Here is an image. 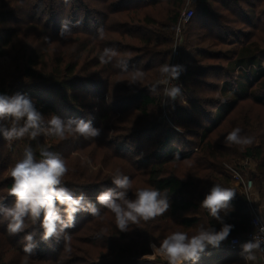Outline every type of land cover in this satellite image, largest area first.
<instances>
[{
    "label": "trees",
    "instance_id": "trees-1",
    "mask_svg": "<svg viewBox=\"0 0 264 264\" xmlns=\"http://www.w3.org/2000/svg\"><path fill=\"white\" fill-rule=\"evenodd\" d=\"M185 1L71 0L66 4L64 0H0V57L10 56L11 51L16 48L17 41L22 38L23 45L20 53L13 57L17 63V82H36L43 89L41 96L36 99L37 109L46 118L50 114H56L65 119L77 118L76 116L84 117L85 120L91 119L93 126L96 122H99L101 126L105 119L100 114L98 116L94 114L93 108L96 103L92 99L99 95L91 91L90 85H95L94 82H103L106 83V90H108V79L122 76V79L117 80L119 88L115 91L117 94L115 99L117 97L119 102L136 103V113H129L130 117L127 121H125V117H122L118 140L126 142L136 137L138 138L137 150H141L142 140L155 134L151 138H153L156 148L148 155L151 165L147 183L149 186L166 191L171 204L170 209L162 216L156 217L155 220L160 223V221L175 219L181 227L190 229L195 227L201 218H204L206 227L212 226L219 230L220 223L200 206V202L204 199L205 192L216 181L229 182L230 180L228 175L220 172L217 165L220 160L235 157L250 159L256 164L257 173L260 172V176L253 172L252 175L256 176L257 181L258 177L264 178L262 125L255 126L248 123L249 127L246 129L248 131L240 128L242 134L253 138V143L244 146L242 151L231 148L234 144L225 146L209 139L214 131L224 126L230 115L243 102L251 101L252 104L264 106V95H256L251 92L253 87L258 85L259 92H264V22H261L257 16L258 8L264 5V0L198 1L199 5L190 21L189 30H200L201 26H204L210 28V32L206 36L210 35L217 40L226 38V35L230 38H237L243 43L240 46L242 55L234 57L233 60L229 59L225 65L208 63L206 56L205 60L197 63L196 69L187 67L182 76V82L184 93L189 101L188 107L182 103V96H180L175 102L174 108L172 107L171 119L175 126L172 127L164 121L157 122V119L153 121L150 118V107L160 105L163 85H158L155 93L150 92L149 89L162 79L158 71L159 66L170 63L174 31ZM215 3H220L222 8L220 10L225 9L226 13L214 8ZM159 6H161V10L165 11V15L158 18L152 15L149 9ZM66 16L74 18V22L81 21L79 25L85 26V29H80L79 26L75 27L73 33L92 38L91 42L83 40L79 54L74 60L68 59V61L62 54H55V51H51L52 39L59 38L60 28L57 24ZM105 23H109V25L106 26ZM101 25L105 29L103 39L96 37L97 28ZM217 25H220L221 31H224L215 33ZM46 36L50 38L49 41H45L44 37ZM105 38H107L106 41ZM105 47L114 48L118 54H124L125 57L115 58L111 63L102 64L99 54ZM81 50L87 51L88 55L81 54ZM205 52L207 51L201 52L202 56H205ZM90 56H92L91 59H89ZM121 58L127 60L130 70L138 68L144 71L145 78L142 83L129 86L127 74L117 67V60ZM214 58L219 59L218 57ZM94 67L96 69L93 71ZM89 71L91 73H88ZM212 72H216V78L224 73L225 81L222 84L209 82L208 74ZM124 77L127 78V81L126 79L123 81ZM209 86L212 94L215 95L207 97L208 91H205L204 87ZM241 88L243 89L242 93L237 95V91ZM0 93L9 94L3 85H0ZM119 93L120 96H118ZM231 93L237 97L233 99L230 107L216 125L207 130V125L211 122L217 109L224 102L232 99L229 96ZM97 99L102 101V105H105L104 96H99ZM128 112L129 108L123 109L120 113L125 115ZM199 114H203V118L199 117ZM3 123L5 126H11L10 121ZM231 124L233 125V123ZM194 128H198V130L196 131ZM231 131L229 130V132ZM194 137L199 141L196 142ZM97 138L99 139V137ZM73 143L74 138L71 137L60 141L41 135L35 140L25 137L21 140L8 142L0 136V145L3 150L10 147L9 154L0 161V190H3V193L0 192V202L9 206L14 199L8 195L12 185L11 175L10 173L5 177L2 175L15 165V160L23 158L26 147L31 146L39 159L38 145L46 144L51 151L61 156L63 149ZM112 143L110 146L115 147V153L120 151V145L117 144L116 147ZM6 145L7 147H5ZM86 147L80 148L84 150ZM80 148L79 150H81ZM16 149L19 151L18 156H14ZM199 150L201 153L197 155L198 153L195 152ZM63 158L69 169L64 177L65 186L77 194L81 191L86 192L87 197L95 202L96 196L112 185V181H109L110 176L94 172L92 169L91 172L80 157H73L67 153ZM129 159L136 167L135 159L131 157ZM176 159H191L196 164L200 163L199 168L196 170L197 172L186 179L174 173H167L165 163ZM207 171H210V174L206 173ZM5 189L8 191L4 193ZM98 207L100 206L98 205ZM231 209L229 214L224 217L226 223L234 225L229 236H240L247 233L250 230V214L245 199L235 195L231 201ZM105 210V208H101V214ZM192 212L195 214L182 216ZM262 212L264 217V207ZM95 219L96 217L89 213H78L75 227L66 230L71 234V239L65 245L63 239L57 241L53 238L48 242L41 241L40 233L43 230L39 224L30 226L25 232L7 235L6 223L0 217V223H5L0 227V264H8L2 263V257L7 247H14L23 256L26 255L23 252L22 240L24 235L32 231L37 232L35 239L38 241V246L30 256L33 259L60 262L64 254L67 256L64 260L67 264L85 263L83 258L90 256L88 246L105 248L104 244L98 243L100 238L104 239L100 235L102 228L91 233L93 230L91 224ZM124 233L118 230L116 237L123 238ZM83 235L88 237L83 239ZM79 243H83V246L77 249L80 254L76 255L71 249L79 248ZM138 248L139 246L134 247L135 261L130 259L125 264H139L136 261L137 257L151 253L149 239H145V243L141 244V249L138 250ZM240 257H242L241 252L236 248L228 247L224 241L219 247L208 246L200 258L191 264H229ZM187 263L190 264V261Z\"/></svg>",
    "mask_w": 264,
    "mask_h": 264
},
{
    "label": "clouds",
    "instance_id": "clouds-1",
    "mask_svg": "<svg viewBox=\"0 0 264 264\" xmlns=\"http://www.w3.org/2000/svg\"><path fill=\"white\" fill-rule=\"evenodd\" d=\"M64 2L67 4L71 0ZM80 23L81 21L63 20L58 32L59 39L69 40L73 36V28L78 27ZM104 34L105 29L101 25L97 28L96 37L103 39ZM44 39L50 40L47 36ZM117 56L114 48L105 47L99 54V60L102 64H108ZM117 67L127 74L129 86L139 85L145 78L143 70L138 68L130 70L126 59L117 60ZM158 71L162 79L149 91L155 93L158 85H165L163 104L174 108L175 101L182 95V89L179 84L172 82L178 81L186 68L182 64L164 63L159 66ZM4 121H10L11 126H5ZM41 135L60 141L70 137L74 139L83 137L88 140L99 137L101 129L94 127L91 119H65L56 114H50L46 118L37 109L33 99L26 94L0 93V136L8 142H13L25 137L35 140ZM225 143L243 148L251 145L253 138L242 134L240 128H234L225 137ZM38 149L39 159L31 146L26 147L23 158L18 160L10 171L12 185L8 195L14 197V201L10 206L0 202V217L6 222L10 235L25 232L30 226L39 224L43 230L40 233L41 241L63 239L66 245L71 239V234L66 230L75 227L78 213L85 212L93 217L102 218L98 205L114 215L119 232H128L131 225L153 220L170 209L167 192L152 186L137 188L133 194L134 198H130L129 192L133 188V182L119 169L112 176L115 187L102 190L93 202L85 192L77 194L65 186L64 177L69 169L63 157L51 151L46 144L38 145ZM235 195L236 192L232 189L214 184L200 202V206L220 223V229L200 225L193 235L185 231H174L162 239L158 246L150 245L153 254L162 257L167 264H184L185 261H197L208 246L219 247L234 228V225L225 222L224 217L232 210L231 201ZM259 232L264 233V217L259 218ZM36 236V231L23 236V252L26 255L22 264H28V257L38 246ZM262 246L264 238L253 235L251 239L240 244L241 256L245 261H255V253L264 252Z\"/></svg>",
    "mask_w": 264,
    "mask_h": 264
},
{
    "label": "rangeland",
    "instance_id": "rangeland-1",
    "mask_svg": "<svg viewBox=\"0 0 264 264\" xmlns=\"http://www.w3.org/2000/svg\"><path fill=\"white\" fill-rule=\"evenodd\" d=\"M198 3L194 7V11L198 8ZM186 1L181 9L180 15L185 11ZM264 6V5H263ZM260 6L259 8V14L260 18L264 19V7ZM263 7V8H262ZM161 6L150 8L149 11L152 13V15L156 17H163L165 15V11L160 9ZM214 8H218L219 10L221 8V4L215 3ZM262 8V9H261ZM261 9V10H260ZM224 11L226 13L227 10H220ZM263 14V15H262ZM70 15V14H68ZM195 15V13H194ZM193 15V17H194ZM258 16V15H257ZM192 17V18H193ZM191 18V20H192ZM207 19V18H206ZM63 20H70L74 22V18L71 19L70 16H66L65 18L61 19V22ZM190 20V21H191ZM190 21L183 23L180 28L178 29V23L175 27L174 31V39L172 43V49H171V57H170V63L173 62V45H175L176 40L178 41V49L180 52V55L176 58H178L175 61V64H182L185 66V68H191L196 69L197 63L201 60H205L206 56V62L208 63H220L225 65L229 59L233 60L236 56H241V49L240 46L243 45L241 41H239L237 38H230L229 36L226 38L223 37L220 40H217L215 37H210V35L206 36L210 32V28H205L204 26H201L200 30H189V24ZM261 22H264L260 20ZM61 22H59L57 25L59 28L61 27ZM106 26L109 25L105 23ZM80 29H85L84 25H79ZM74 29V28H73ZM215 33L221 31V26L217 25L215 28ZM222 30L221 32H223ZM179 35V36H177ZM111 37V36H109ZM107 37V38H109ZM105 38V41L106 39ZM227 38H229L227 40ZM83 40H86L87 42H91V37H86L81 34L73 33V36L69 40H61L59 38H53L52 39V46L51 51H55L56 53L62 54L64 58L68 61V59H73L76 57L77 54H79V48L83 44ZM23 45V39L20 38L19 41L16 43V48L11 51L10 56H4L0 57V85H3L9 95L15 94V93H23L29 96L33 99V101L36 104V99L41 96L42 88L39 87V85L36 82H17L18 73L17 71V63L14 60V56L19 55L20 49ZM82 51V50H81ZM205 52V56H202L201 52ZM84 56L88 55L87 51H82ZM201 54V55H200ZM211 55V56H210ZM93 56V54H92ZM90 56L89 59L92 58ZM210 56V58H209ZM119 57H125L124 54L119 53L116 58ZM214 57H218L219 59H215ZM83 59V58H82ZM130 61V60H128ZM188 61V62H187ZM129 64V63H128ZM133 65V64H132ZM131 65V66H132ZM130 66V65H128ZM96 68H92L94 71ZM88 73H91L90 71ZM216 72L209 73L208 81L213 83H223L226 79V76L224 73L220 77L216 78ZM184 74V73H183ZM182 74V75H183ZM182 75L181 78H179V81L175 84H179L182 89V103L185 104L188 107V100L187 95H185L184 91V85L182 82ZM206 76V78H207ZM248 76V74H247ZM122 79L121 77H113L112 79H108V90H106V83L103 82H94L95 85H90L91 91L99 96L105 97V105H102V101L97 99H92V101L96 104H94V114L98 116V114L105 119V121L102 123V125H99V122H96L94 124V127L101 129V135L98 138L94 139H84L83 137L79 139H74V143L67 145L63 149V153L61 157H64L67 153L73 155V157H77L83 161L84 165H88L90 171L104 173L105 175L110 176L111 178L109 181H112V176L114 175L115 171L119 169L124 175L130 176L132 182H133V188L129 192V197L134 198V192L137 188L140 187H147L149 186L147 183V180L149 179V171H150V161L151 159L148 158L149 153L156 148V144L153 141L154 135L151 137L149 136L146 139L142 140L143 147L140 150H137L138 146V138L134 137L130 140H127L126 142L122 140H118V137L120 135V125L122 123L121 119L122 117H125V121L128 120L130 117L129 113H136L135 107L136 103L129 102V101H121L119 102L117 97L115 99V96L117 95L115 93L116 90H118L117 83ZM124 79L127 78L124 77ZM120 84V83H119ZM165 85H163V88ZM163 88H162V96H161V102L160 105L152 106L150 107V118L157 122L164 121L169 126H174V122L171 119L172 115V106L171 105H164L165 97L163 96ZM205 91H208L207 97L213 96L215 94H212L211 87H204ZM258 86H254L252 89V93H255L256 95H264V92L261 91V93L258 90ZM210 90V92H209ZM242 88L237 91V95L242 93ZM121 94L119 93L118 96ZM229 96L232 98L230 101L224 102L216 111L215 115L212 117L211 122L207 125V130L212 128L216 125V123L219 121V119L226 113L228 108L230 107L231 102L233 99L237 96H235L233 93L229 94ZM119 98V97H118ZM176 102V101H175ZM176 104V103H175ZM101 105L104 108L103 111L101 109ZM129 112L125 115H122L120 113L123 109H128ZM88 110V109H87ZM114 111V112H113ZM88 113V111H86ZM93 115V114H92ZM138 115V114H137ZM95 116V115H94ZM203 118V114L199 117ZM77 118H81V116H76ZM84 118V117H83ZM97 118V117H96ZM248 120L249 122H245ZM253 122V123H251ZM233 123V125L231 124ZM250 124H253L255 126L262 125L261 132L264 133V106H259L252 104L251 101L243 102L240 104V106L230 115V117L227 119V121L224 123V126L218 129L217 131H214V133L209 137L211 141H217L221 144L228 146V144L225 143V135L228 134L229 130H233L235 127L242 128L246 130ZM100 126V127H99ZM194 126V125H193ZM175 127V126H174ZM246 127V128H245ZM196 131L198 128H194ZM248 131V130H246ZM135 142H134V140ZM196 142L199 141L198 138H193ZM58 140V139H57ZM114 144L117 147V144L120 145V151L115 150V147L112 145L110 146V143ZM260 142L259 140H256ZM255 141V142H256ZM256 142V143H258ZM87 146L84 150L83 147ZM7 147V145L5 146ZM82 147V149L80 148ZM79 148L81 150H79ZM231 148L235 149L236 151H242L244 148H241L239 145L231 146ZM77 149V150H76ZM10 147L4 148L2 145H0V161H2L3 157L9 154ZM14 156L18 154V149L14 151ZM195 153H198L197 155H200L201 151H197ZM18 156V155H17ZM135 159L134 162L136 163V167L132 165L131 159ZM16 162L18 161L15 160ZM216 161V160H215ZM214 161V162H215ZM245 159H242L240 157L235 158H224L221 159L220 162L217 164L220 172L224 175H228L230 177L229 182H224L221 180L216 181L215 184H219L221 187L224 188H230L233 191L236 192V195H239L243 198H245L241 191V188L239 187L238 183L234 180L232 177V167L242 169L241 166H239ZM1 163V162H0ZM200 163L196 164L195 161L191 159H176L175 161H171L170 163H165L166 171L167 173H174L177 176H180L183 179L189 178L192 176L196 170L199 168ZM140 169H138V168ZM203 170V169H202ZM10 170H7L4 172V175L2 177L8 176V173H10ZM91 171V172H92ZM247 171V170H245ZM210 171H207L206 173H209ZM258 174L260 176V172L257 173L256 171V164L250 166V170H248L246 176H249L254 180V194H253V200L254 202L259 205L260 207H264V178L258 177V181L256 179V176L252 175ZM90 173V172H89ZM204 174V173H203ZM210 174V173H209ZM104 177V176H103ZM101 177V178H103ZM101 182V181H100ZM225 183V184H224ZM214 186V185H213ZM212 186V187H213ZM108 187H115V185L112 183V185ZM211 187V188H212ZM210 188V189H211ZM208 189L205 192V195L209 192ZM8 190H4V193ZM1 193H3V190H0ZM86 193V192H85ZM87 194V193H86ZM88 195V194H87ZM205 197V196H204ZM3 200V198H2ZM14 199L10 202L9 206L13 203ZM252 201V200H251ZM103 209V207L100 206V209ZM262 212V211H261ZM192 213L183 214L182 216L192 215ZM195 214V213H194ZM263 215V212H262ZM180 218V217H179ZM3 221V220H2ZM5 222V221H4ZM6 223V222H5ZM5 223H0V227L2 225H5ZM93 230L91 233H95L99 228H102V233L100 234L101 237L99 242L100 244H104V247H98V246H85L89 248V255L88 257L83 258L85 260V263L80 264H125L126 261L132 259L135 261V252L134 247L139 246L138 250L141 249V244L145 243V239H149V247L151 244L159 245V242L164 239L167 235L171 234L174 231H185L188 232L189 235L195 234V230L198 226L204 225L205 226V220L204 218H201V221L193 228L185 229L181 227L178 224V221L173 220H166V221H160L157 222L155 219L149 220L147 222L141 221L138 225H133V228L130 226V231L125 232L123 234V238L116 237V233L118 232V229L115 224L114 215L108 211L107 209L102 213V218H97L94 220V223L91 224ZM206 227V226H205ZM4 228V227H3ZM1 229V228H0ZM89 234V233H88ZM86 234V235H88ZM1 235V234H0ZM7 235H10L9 233ZM83 239L87 238L88 236H82ZM102 241V242H101ZM139 241V243H138ZM83 246V243H79V248L71 249L72 252H74L76 255H79V250ZM103 248V250H101ZM148 255H143L136 258L137 263L139 264H167L165 260H163L162 257L159 255H155L152 252ZM5 253L2 257V263H8V264H22L25 255L23 256L22 253H20L16 248L14 247H7L5 248ZM67 258V256H64L60 262L53 261V260H39V258L33 259V257H28V264H67L64 262V260ZM93 261V262H91ZM185 261L184 264H188ZM196 262V261H195ZM192 261H190V264ZM229 264H247L243 262L242 258H238L237 260L232 261ZM251 264V263H248Z\"/></svg>",
    "mask_w": 264,
    "mask_h": 264
},
{
    "label": "built area",
    "instance_id": "built-area-1",
    "mask_svg": "<svg viewBox=\"0 0 264 264\" xmlns=\"http://www.w3.org/2000/svg\"><path fill=\"white\" fill-rule=\"evenodd\" d=\"M199 0H186V6H185V11L180 15L179 20H178V29L180 26L191 20V18L194 15V7L198 3ZM179 36V35H177ZM178 41L179 39L176 40L175 45H173V62L172 64H175V61L178 59L180 55L179 49H178ZM183 76V75H182ZM181 78V76H180ZM179 81V80H178ZM178 81H173L172 83L175 84ZM255 165V163L250 160L246 159L243 161L239 166L242 167V169L239 168H234L232 167V177L234 180L238 183L239 187L241 188L242 193L244 194L243 196L245 197V202L246 205L249 209V214H250V230L240 236H229L225 240V245L231 248H236L240 252L242 251L240 248V244L251 239L253 235L261 236V238H264V233L259 232V218L263 217L262 215V207L257 205L253 200V192H254V180L250 178L247 172L250 170V166ZM247 170V171H245ZM252 200V201H251ZM264 247V246H262ZM256 255V260L253 261V264H264V252L257 251L255 253ZM249 262V261H248Z\"/></svg>",
    "mask_w": 264,
    "mask_h": 264
},
{
    "label": "crops",
    "instance_id": "crops-1",
    "mask_svg": "<svg viewBox=\"0 0 264 264\" xmlns=\"http://www.w3.org/2000/svg\"><path fill=\"white\" fill-rule=\"evenodd\" d=\"M263 7H264V6H263ZM263 7H262V8H263ZM259 8H260V7H259ZM259 8H258V13H257V15H258V19L264 21L263 18H262V19L260 18ZM262 8H261V9H262ZM261 9H260V10H261ZM263 10H264V9H263ZM263 13H264V12H263ZM262 15H263V14H262ZM241 258H242L243 262H245V263H247V264H248V263L253 264V261H249V262H248V261H245V260L243 259V257H241Z\"/></svg>",
    "mask_w": 264,
    "mask_h": 264
}]
</instances>
